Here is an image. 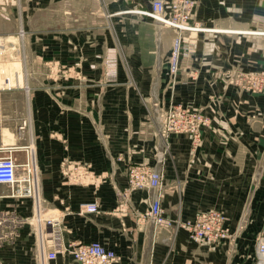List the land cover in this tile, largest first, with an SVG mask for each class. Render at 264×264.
Here are the masks:
<instances>
[{"label":"crops","instance_id":"0c3cea01","mask_svg":"<svg viewBox=\"0 0 264 264\" xmlns=\"http://www.w3.org/2000/svg\"><path fill=\"white\" fill-rule=\"evenodd\" d=\"M55 1L0 0V14L9 21L24 20L27 9H44ZM72 1L84 0H62L70 9ZM91 1L84 26L73 36L71 28L65 29L57 39H63L64 69L79 61L85 83L71 82L62 92L34 82L27 92L0 87V147L12 148L22 164L26 146L34 145L30 150L41 181L36 197L13 195L10 185L0 183V264H41L38 234L30 222L38 203L45 215L70 209L62 222V242L100 241L118 254L112 264H255L256 243L264 234V95L224 85L212 73L264 65V34L251 32L264 31V2L197 0L193 19L216 31L195 35V48L182 57L172 90L168 60L174 30L122 11L149 9L153 0ZM106 56L115 58L109 68L117 76L104 88L98 80ZM216 97L223 101L217 122L203 130L204 144L196 156L189 154L187 135L179 134L171 136L164 162H158L165 141L152 116V101H190L211 114ZM23 120L27 125L20 130ZM66 162L72 163L69 171L75 166L88 180L72 181L63 173ZM134 163L162 171L167 216L187 220L204 210L224 209L235 239L217 245L196 242L183 229L139 222V213L156 195L153 189L133 191L129 209L120 212L118 191L128 185L127 169ZM22 169L18 166L19 176ZM94 200L98 212H79L81 202ZM54 261L46 264H78L71 254Z\"/></svg>","mask_w":264,"mask_h":264},{"label":"rangeland","instance_id":"374dc122","mask_svg":"<svg viewBox=\"0 0 264 264\" xmlns=\"http://www.w3.org/2000/svg\"><path fill=\"white\" fill-rule=\"evenodd\" d=\"M89 1L90 0H84L81 4H79L78 1H72L71 2L72 8L70 9L68 8V3H63L62 0H56L54 3L50 2L48 5L45 6L44 9H39V10L27 9L29 17H27L24 20H21L20 18L19 20H17L18 23H16L17 22L16 19L11 18L10 19L11 21H9L3 15L0 14V87L3 90H14L15 88H21L22 92H27V91H30V87L32 86L31 83L34 82L35 84L39 86L40 89H44V90L49 89L53 92H62L64 88L68 87L69 85H72L71 82L85 83L86 80H85L84 74L80 73V70L78 69L79 61L77 60L72 61L71 65L67 67V70L64 69L63 67L64 64H63L62 56H61V53L63 51V42H62L63 39L62 40L61 39L57 40V39H59V37L63 38L65 29L71 28L72 29L71 34L73 36L75 32H78L81 26H84V24H82V21L84 22L86 15H90L92 12V9H89L88 4H92L93 1L91 2ZM153 1L149 9L124 8L122 11H130V12L141 14L145 17L152 19L159 26L172 28L174 30V37L172 40V46L170 50L171 52H170L169 60H168L169 65L171 62L170 61L171 56L176 46L175 44L178 41L180 44L179 45L180 53H179L178 72L176 73L173 72L170 67L168 70L169 86H170V89L173 90L178 82V77L181 71L182 57L185 55H189V53L193 52L195 48V43H196L195 35H197L200 32L216 31V29L205 26L202 23L197 22L193 19L194 14L196 12L197 4H198L197 0H193L195 2V7L193 8L189 19L186 21V23L188 24L186 26L189 27V24L190 26H194V24H200L201 27L207 28L205 30H200V31L193 30L191 28H186V27H179L177 25V22L169 23V22L160 21L154 17H151L143 13L144 11H149L152 9ZM258 1L264 2L262 0H258ZM64 10H68L70 13L64 14ZM166 15H170V8L168 5L166 6ZM27 20L28 22H25ZM217 31H220V30H217ZM251 32L264 34V31H257V32L251 31ZM55 36L57 37L55 38ZM47 37H51V39L48 41ZM52 37L53 39H56V40H53ZM74 47L75 46L72 45L71 47L72 52H73ZM113 62H116L115 58H111L109 56H106L103 59L104 73H103V76L98 80V84H102L104 88L110 86V82H111L110 80L114 78L115 76H117V72L109 68V64H112ZM38 66H39V69L37 70ZM193 73L194 72H192L190 75L194 76ZM212 76L215 79H219V81L224 83V85H227V84L232 85L236 87L238 90H241L248 94L264 95V65H262V67L259 68L258 70H252V71H246L242 69H237L233 71L226 70L224 72H215L214 74L212 73ZM213 99L214 100L211 101L212 103L210 104V108L212 111L211 114L206 112L202 106L195 104L194 102H190V101L189 102L188 101L186 102L185 101H170L168 104L161 103L158 100L152 101V104H151L152 116H154V119L157 123V130L160 136L165 141V147H164L165 149L161 150L157 154L158 162L160 163L164 162L165 153L166 151H168V141L171 138V136L179 135V134L187 135L189 139V144H190L189 154L190 155L192 154V156H196L198 150H200L204 144L203 130L205 128L213 127L214 122L215 123L217 122V119H216V115L218 114L217 106L219 104H223L221 97H216ZM175 106H182V107L189 108L192 110V112L199 113L203 115L204 117H206L207 124L202 126L200 137L198 140H195L192 134L187 131H179V132L171 131V132L163 133L162 127H161L162 116L164 114H167L170 110H173ZM23 121L21 122V124H23ZM26 125H27V122H26ZM26 125L24 126V128L26 127ZM19 129H20V126H19ZM227 139L228 138H224L222 142H225ZM30 147L33 149L34 145L30 144L26 146L27 153H26L25 161L28 160L29 152H31L32 155L34 156V160L36 163L35 154L33 150H30ZM134 164L135 165L145 164L151 167L152 169L154 170L156 169L162 173V171L159 170L158 168H154L146 163H134ZM134 164H131V165H134ZM69 165H72V163L66 162V164H64L65 171L63 173L69 176L72 175L70 177L72 181L74 182L84 181L85 182L86 180H88V177L87 176L85 177L84 173L80 172L77 167L75 168V166L72 171H69L67 169ZM129 167L127 169L128 185L125 188L120 189L118 191L119 197H118L117 207L120 210V212H126L129 209V200H130L131 193L133 191L151 190L150 188L133 187V185L131 184L129 180L130 179ZM22 168L24 169V172H25V167L21 165V169ZM85 178L86 180H84ZM36 182H37L36 188L38 189L37 190V196H38V192L39 190H41V181H40V177L38 176V170H37ZM85 202H89V201H85ZM209 210H219L223 212L225 216L227 217V220H226V225H227V222L229 221V216L224 209L212 208ZM68 211H70V209L62 208L60 210L50 211L49 214H46L44 216L47 217V216H50V215L52 216L56 214H59L61 216V226H60V234H61L63 218ZM79 212H80V209H79ZM85 213H89V212H83V214ZM141 213H139L138 221L139 222L147 221V220H142L140 218ZM176 218H179V217H176ZM30 222L34 226V229L37 233L38 226L36 222L32 220H30ZM158 229H164V228H158ZM230 233L232 234V237L231 239H228L229 241L235 239L234 232L230 231ZM262 235L258 237L256 245L258 244V241L262 237ZM66 245L67 244H64L63 246L64 250L58 253L57 259H55L54 262L59 261L60 254H70V252L66 249L67 248ZM256 250H257V246H256ZM257 256H258V253H257ZM260 260L261 258L260 256H258L257 262L255 264H259ZM263 264H264V261H263Z\"/></svg>","mask_w":264,"mask_h":264},{"label":"built area","instance_id":"2783aa9c","mask_svg":"<svg viewBox=\"0 0 264 264\" xmlns=\"http://www.w3.org/2000/svg\"><path fill=\"white\" fill-rule=\"evenodd\" d=\"M264 1V0H262ZM170 8V15H166V6ZM195 2L193 0H154L152 9L143 13L164 22H177L179 27L191 28L193 30H205L200 24L189 27L186 21L189 19ZM169 67L173 72L179 70V41L175 44ZM207 124V119L191 109L175 106L161 119L163 133L171 131H187L192 134L195 140L200 137L202 126ZM26 120L20 125L24 128ZM25 167V174H17L18 166ZM37 169L34 156L29 152L28 160L17 164L13 156L12 148L0 147V183L11 186L12 194L18 196H37ZM130 182L135 188H150L156 190L150 207L140 214L142 220L151 221L156 228L183 229L189 237L196 242H206L217 245L231 239L232 234L226 225L227 217L219 210H206L199 212L192 219L171 218L164 212L161 203V188L163 175L160 171L154 170L145 164H134L129 167ZM80 213H96L100 207L96 200L80 203ZM43 207L38 203L37 210L31 220L37 224L39 238L41 264L57 259L58 253L63 251L60 226L61 216L59 214L45 217ZM1 224V222H0ZM66 249L73 256L78 264H112L118 259L116 252L105 247L99 241L70 242ZM258 256L264 254V235L257 244Z\"/></svg>","mask_w":264,"mask_h":264},{"label":"bare ground","instance_id":"6f19581e","mask_svg":"<svg viewBox=\"0 0 264 264\" xmlns=\"http://www.w3.org/2000/svg\"><path fill=\"white\" fill-rule=\"evenodd\" d=\"M212 30V29H211ZM214 30V29H213ZM250 32V31H249ZM149 209V208H148ZM147 211V210H146ZM261 260H260V264H263V261H264V254L260 257Z\"/></svg>","mask_w":264,"mask_h":264}]
</instances>
